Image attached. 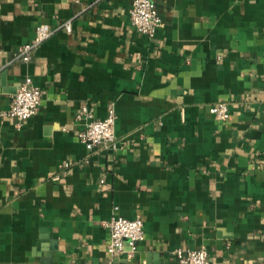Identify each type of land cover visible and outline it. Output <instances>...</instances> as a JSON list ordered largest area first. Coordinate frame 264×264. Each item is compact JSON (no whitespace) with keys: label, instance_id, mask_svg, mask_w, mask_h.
<instances>
[{"label":"crops","instance_id":"crops-1","mask_svg":"<svg viewBox=\"0 0 264 264\" xmlns=\"http://www.w3.org/2000/svg\"><path fill=\"white\" fill-rule=\"evenodd\" d=\"M158 7L150 38L133 0H0V264H264V0ZM29 78L42 103L20 127L7 112ZM111 105L117 148L88 150L81 110ZM115 216L144 221L132 257L108 251Z\"/></svg>","mask_w":264,"mask_h":264},{"label":"built area","instance_id":"built-area-1","mask_svg":"<svg viewBox=\"0 0 264 264\" xmlns=\"http://www.w3.org/2000/svg\"><path fill=\"white\" fill-rule=\"evenodd\" d=\"M160 1L133 0V8L130 12L131 22L139 33L150 38L155 37L163 25L158 7ZM60 30L71 33L73 30L72 22H66L58 27L50 24L39 26L34 40L20 48L14 61L30 62L37 48ZM42 97V90L33 84L32 79H27L13 97L7 116L14 119L21 127L37 114L42 103ZM211 111L219 121L225 122L231 116L230 107L227 103L214 104ZM78 119H85L86 121L84 129L79 133V139L88 150L117 148V113L114 105L109 107L108 114L104 119L95 118L88 107L81 110ZM68 166V164L65 165V167ZM56 179H59V177L57 176ZM106 226L110 230L108 251L112 256H119L124 253H127L130 257L134 256L140 243L145 239V224L140 217L128 219L115 216L106 223ZM175 255L178 260L177 264H210L209 254L205 249H179L175 252Z\"/></svg>","mask_w":264,"mask_h":264},{"label":"water","instance_id":"water-1","mask_svg":"<svg viewBox=\"0 0 264 264\" xmlns=\"http://www.w3.org/2000/svg\"><path fill=\"white\" fill-rule=\"evenodd\" d=\"M126 257H127V254H126ZM126 257H125V258H126Z\"/></svg>","mask_w":264,"mask_h":264}]
</instances>
